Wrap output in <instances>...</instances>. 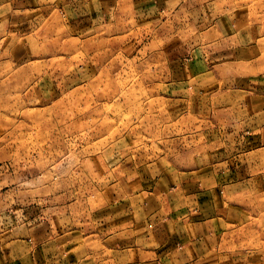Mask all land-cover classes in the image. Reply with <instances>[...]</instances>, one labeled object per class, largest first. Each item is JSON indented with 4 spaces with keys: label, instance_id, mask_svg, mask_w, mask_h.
Returning a JSON list of instances; mask_svg holds the SVG:
<instances>
[{
    "label": "rangeland",
    "instance_id": "374dc122",
    "mask_svg": "<svg viewBox=\"0 0 264 264\" xmlns=\"http://www.w3.org/2000/svg\"><path fill=\"white\" fill-rule=\"evenodd\" d=\"M13 5L0 17V234L54 247L78 229L81 244L139 218L153 184L213 185L231 168L218 184L239 185L235 247L263 264L264 81L247 64L262 76L264 0Z\"/></svg>",
    "mask_w": 264,
    "mask_h": 264
},
{
    "label": "crops",
    "instance_id": "0c3cea01",
    "mask_svg": "<svg viewBox=\"0 0 264 264\" xmlns=\"http://www.w3.org/2000/svg\"><path fill=\"white\" fill-rule=\"evenodd\" d=\"M13 4L14 0H0V17L22 12L14 10ZM258 67L259 63L247 64V71L252 73L251 79L264 81V72L255 76ZM257 99L264 104V96ZM232 141L228 144L237 143ZM227 171L232 169L215 170V184L208 186L196 185L193 179L187 186L153 184L145 191L147 200L139 218L131 222L121 219L100 234L88 232L81 244L78 229L71 230L66 243L63 232L56 236L54 247L31 243L29 234H0V264H262L250 260L254 253L241 259L235 247L234 227L243 208L233 201L239 185L218 184V176L228 175Z\"/></svg>",
    "mask_w": 264,
    "mask_h": 264
}]
</instances>
